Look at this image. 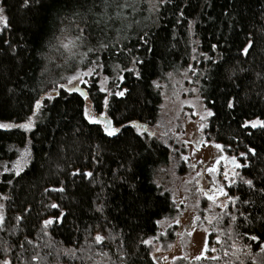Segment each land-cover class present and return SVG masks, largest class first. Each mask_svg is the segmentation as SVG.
<instances>
[{"label":"trees","instance_id":"16d2710c","mask_svg":"<svg viewBox=\"0 0 264 264\" xmlns=\"http://www.w3.org/2000/svg\"><path fill=\"white\" fill-rule=\"evenodd\" d=\"M7 4L8 25L0 33V123L37 120L30 165L17 176L5 174L1 183L9 198L0 225V261L96 264L103 253L109 264H157L141 241L174 210L170 194L154 182L171 151L129 121L145 128L157 121L162 95L154 82L186 68L194 51L203 55L196 76L215 110L218 141L256 150L243 169L253 186L240 182L233 191L239 196L236 227L259 237L251 241L254 252L262 249L264 227L257 218L264 217V129L244 127V121L264 120V0H162L156 7L150 0ZM81 29L82 42L65 48ZM249 39L253 44L244 53ZM92 64L109 77H125V95L113 94L107 108L112 126L120 128L114 136L85 117L80 92L60 87L67 75ZM133 67L140 77L124 71ZM86 92L94 110L103 112L106 93L96 80ZM27 137L25 129H0V163L14 159ZM61 210L65 215L58 221ZM47 219L54 221L45 225ZM97 234L102 241L95 240Z\"/></svg>","mask_w":264,"mask_h":264},{"label":"rangeland","instance_id":"374dc122","mask_svg":"<svg viewBox=\"0 0 264 264\" xmlns=\"http://www.w3.org/2000/svg\"><path fill=\"white\" fill-rule=\"evenodd\" d=\"M160 1L150 0V3L156 7ZM5 28V24L0 22V33ZM202 56L194 51V57L186 68L171 71L162 80L154 82L162 95L160 114L155 123L138 131L150 139L160 140L171 151L169 163L157 170L154 182L163 193L170 194L174 210L157 222V231L146 239L151 241L146 245L151 248V256L157 264H245L247 261L260 264L264 245L258 253L254 252L251 236L242 235L236 227L239 196L233 190L246 180L243 169L249 164L250 152L241 146L218 141L213 123L215 110L203 98L200 79L196 76ZM89 70L94 71L85 75ZM77 74L79 78L69 84V78ZM95 80L100 88L103 86L109 90L104 91L108 101L116 91L125 89L123 80L107 76L99 64L77 69L67 75L62 84L87 90ZM86 107L91 115L104 120L94 110L90 99H86ZM107 108L103 113L109 119ZM206 109L211 110L212 115H208ZM31 118L34 124L37 118ZM244 127L250 126L244 124ZM31 129L26 130V143L17 148V156L0 163V187L5 174L17 176L13 164L22 158L26 148L30 155L26 157L28 162L24 170L30 165L33 156ZM217 144L221 148H217ZM241 152L248 155L241 156ZM232 157L236 158L237 164L232 163ZM242 164L243 167L237 166ZM213 166L216 171H208ZM6 168L11 171H5ZM208 196L214 199L210 200ZM8 198L9 193L0 188V215L3 216L0 225L6 215ZM104 257L105 254L99 253L93 263L109 264Z\"/></svg>","mask_w":264,"mask_h":264},{"label":"snow or ice","instance_id":"6c2138e0","mask_svg":"<svg viewBox=\"0 0 264 264\" xmlns=\"http://www.w3.org/2000/svg\"><path fill=\"white\" fill-rule=\"evenodd\" d=\"M37 2H38V0H37ZM29 4H30V0H23V5H29ZM107 6L108 5L106 3L105 7H107ZM117 7L118 8L119 7H127V5L126 4L125 5H119L118 4ZM7 10H8L7 0H0V22H3L6 27L8 25V18H7V15H6ZM101 15H105V14H101ZM116 15H119V13H117ZM100 22H101L100 20H97V24H99ZM80 33H81L80 35L75 36L73 39H70L67 44H64V47L68 48L70 44L75 45L76 42H82V40H83V29L80 30ZM4 43H8V42L4 41ZM252 44H253V41L249 39L247 44H245V46L242 48V51L244 53H248V51H249L250 47L252 46ZM100 46L101 47H107V45H104V44H101ZM215 47L216 46L213 45V48H215ZM90 51H91V49H90ZM132 62H133V65H135L137 63V60H136L135 57L132 58ZM92 71H94V70H89L88 72L85 73V75H91ZM124 71H127V72H129L131 74H134L137 77L141 76V72L136 70L135 67L130 68V69H124ZM78 78H79V74L71 76L69 78V84H71V81L77 80ZM118 78L120 80L125 79L124 76H119ZM85 83H87V81H85ZM60 87L63 88L64 85H60ZM68 90L72 91L73 89L71 87H69ZM100 91L104 92V91H109V90L102 86L100 88ZM126 91H127V89H120V90L116 91L114 93V95L115 96H124ZM80 95L83 96L85 99H88V95L89 94H88V92L80 90ZM48 98L51 99V96L49 95ZM103 104H104V107H108L109 101H108V97L107 96L104 97ZM228 107L229 108H233L234 107V103H233L232 100L228 101ZM35 108L37 110H39L41 108V100H36L35 101ZM206 111H207L208 115H212L211 110L206 109ZM33 115H35V113H33ZM84 115L90 122L103 123V125H104L103 130L108 136H114L116 133H118L120 131V128L112 126L111 121L107 118V116L103 112L100 113V116L104 117L103 121H101L99 119V117L91 115L87 107L84 109ZM129 124H131L137 131H140L142 129V127H143L142 125L138 124L136 121H129ZM244 124L246 126H250L253 129H256L258 127L261 128V129H264V120H262L260 118H256L254 120H246V121H244ZM13 127H18V128L25 129V130H30L33 127L32 118L29 117L26 122L18 124V125L17 124H11V123H0V129H9V128H13ZM201 127H203V125ZM216 147L217 148H221V145L217 144ZM248 152L255 154L256 150L254 148H249ZM29 155H30V150L26 148L25 152L22 154V158L18 159L13 164V168H15L17 175H19L20 172L24 171V166L28 162L26 157H28ZM240 155L246 157L248 155V153L247 152H241ZM231 160H232L233 164H237V161H236L235 157H232ZM237 166L243 167L244 165H237ZM5 171H11V169H7L6 168ZM76 171L79 172L80 170L77 169ZM208 171L215 172L216 171L215 166L209 168ZM83 175L84 176H92V173L91 172H84ZM225 176H227V173H225ZM244 183H246L249 186H253V181L251 179L245 180ZM129 187L130 188H135V185L134 184H130ZM54 190H56V189H54ZM63 190H64L63 188L59 189V191H63ZM220 191L223 192L222 189ZM261 191L264 192V189H261ZM208 199L211 200V199H214V197L213 196H208ZM229 199H233V198L229 197ZM245 203H247V201H245ZM51 207L52 208H59L60 206L58 204L53 203L51 205ZM64 215H65L64 212L61 210V212L55 217V219L59 221L61 219V217H63ZM2 220H3V216L0 215V221H2ZM257 220L260 221L261 227H264V217H258ZM51 223H52V219H47V220L44 221L45 225H49ZM158 223H159V221H158ZM251 239L252 240H257V239H259V237L256 236V235H252ZM95 240L97 242H100L101 240H103V237L100 236L99 234H97V236L95 237ZM141 242L144 243V244H148L151 241L150 240H143ZM201 254H203V253H201ZM33 259H36V257H33ZM0 264H11V262L8 259H4L3 261H0Z\"/></svg>","mask_w":264,"mask_h":264},{"label":"water","instance_id":"95a60500","mask_svg":"<svg viewBox=\"0 0 264 264\" xmlns=\"http://www.w3.org/2000/svg\"><path fill=\"white\" fill-rule=\"evenodd\" d=\"M73 90H75V91H78V92H80V90H82V91H85L86 92V90H84V89H81L80 87H78V86H74V87H71ZM83 97V96H82ZM84 98V97H83Z\"/></svg>","mask_w":264,"mask_h":264},{"label":"flooded vegetation","instance_id":"af4514ba","mask_svg":"<svg viewBox=\"0 0 264 264\" xmlns=\"http://www.w3.org/2000/svg\"><path fill=\"white\" fill-rule=\"evenodd\" d=\"M221 159H223L224 160V158L223 157H221ZM243 165V164H242Z\"/></svg>","mask_w":264,"mask_h":264}]
</instances>
